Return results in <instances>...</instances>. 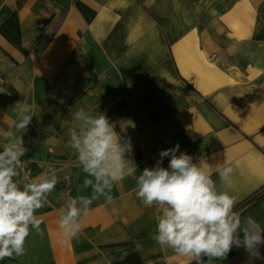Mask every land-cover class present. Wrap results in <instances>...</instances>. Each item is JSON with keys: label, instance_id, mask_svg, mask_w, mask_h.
<instances>
[{"label": "crops", "instance_id": "1", "mask_svg": "<svg viewBox=\"0 0 264 264\" xmlns=\"http://www.w3.org/2000/svg\"><path fill=\"white\" fill-rule=\"evenodd\" d=\"M18 102L33 118L15 132ZM79 108L105 112L131 138L135 176L177 143L194 159L226 161L236 207L264 186V0H0V132L23 135L19 180L49 166L58 177L35 214L41 232L0 264H188L151 238L160 210L135 196L132 176L113 184L111 202L93 200L76 237L64 235L65 201L93 195L67 143ZM240 215L264 228V192ZM212 264L264 261L233 247Z\"/></svg>", "mask_w": 264, "mask_h": 264}, {"label": "clouds", "instance_id": "2", "mask_svg": "<svg viewBox=\"0 0 264 264\" xmlns=\"http://www.w3.org/2000/svg\"><path fill=\"white\" fill-rule=\"evenodd\" d=\"M31 106L16 104L15 132L32 122ZM68 146L76 155L91 187L92 197L78 195L65 201L59 227L64 235L74 238L81 231L80 218L87 216L90 205L99 196L112 201L113 184L132 176L136 180L135 196L148 208L160 210L152 239L162 248L187 258L188 264H208L223 259L233 247L243 248L249 261H264V228L249 216L241 219L235 210L236 198L231 195L230 177L233 168L208 162L181 151L179 143L159 150L152 167H144L135 176L137 166L130 137L118 134L105 112L91 113L84 108L69 113ZM0 260L25 254V242L34 230L41 232L43 222L36 212L44 207L47 197L58 183L56 170L32 177L24 172L28 152L23 135L9 129L0 132ZM168 158L167 166L164 160ZM220 177L221 189L211 178Z\"/></svg>", "mask_w": 264, "mask_h": 264}, {"label": "trees", "instance_id": "3", "mask_svg": "<svg viewBox=\"0 0 264 264\" xmlns=\"http://www.w3.org/2000/svg\"><path fill=\"white\" fill-rule=\"evenodd\" d=\"M264 192V186H262L259 190L254 192L251 196L240 202L236 207L235 210H237L239 213L246 208L247 206L251 205L256 198L261 195Z\"/></svg>", "mask_w": 264, "mask_h": 264}]
</instances>
